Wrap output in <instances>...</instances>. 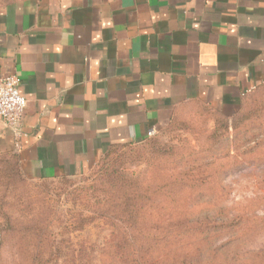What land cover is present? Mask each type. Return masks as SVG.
Instances as JSON below:
<instances>
[{
    "label": "crops",
    "instance_id": "1",
    "mask_svg": "<svg viewBox=\"0 0 264 264\" xmlns=\"http://www.w3.org/2000/svg\"><path fill=\"white\" fill-rule=\"evenodd\" d=\"M28 106L29 181L81 176L115 145L157 133L182 105L230 115L264 84V0H17L0 7V81Z\"/></svg>",
    "mask_w": 264,
    "mask_h": 264
},
{
    "label": "rangeland",
    "instance_id": "2",
    "mask_svg": "<svg viewBox=\"0 0 264 264\" xmlns=\"http://www.w3.org/2000/svg\"><path fill=\"white\" fill-rule=\"evenodd\" d=\"M245 103L237 115L216 109L224 118L185 104L159 132L81 176L32 182L1 159L0 264H150V252L134 250L150 249L155 214L163 229L187 218L217 229L194 264H264V88ZM129 196L138 197L135 225L115 209V197ZM173 210L180 220L165 218Z\"/></svg>",
    "mask_w": 264,
    "mask_h": 264
},
{
    "label": "trees",
    "instance_id": "3",
    "mask_svg": "<svg viewBox=\"0 0 264 264\" xmlns=\"http://www.w3.org/2000/svg\"><path fill=\"white\" fill-rule=\"evenodd\" d=\"M13 1H17V0H8L3 5H0V7L5 6ZM262 88H264V84L258 86L253 91L249 92L243 97V99L239 104V108L236 112V115L242 111L243 107L246 104L245 103L246 100L249 99L252 95H254ZM191 104L208 107L201 103H191ZM210 108L211 107H209V109ZM211 109L214 110V108ZM215 111L217 112L218 115H221L222 118L226 117V115L223 112L217 111L216 109ZM124 146L125 145L111 146V148L105 153V155L99 161L103 160L113 151ZM3 158H5L9 166L14 167L18 171V173L21 174L20 172L21 169L19 166L17 155L12 153H2L0 154V160ZM116 179L117 178L115 177L114 174H108L106 184L111 186L112 189L117 191L120 189V184L114 183ZM115 199L121 200L120 203H122L123 205V206L120 205L115 206V209L117 210V208H120L122 210L123 217L127 219L129 223L135 225L133 220H136V218H134V214H136V209L139 207V204H137L136 202L138 200V197L129 196V197H122V199L115 197ZM181 203L182 200L180 204ZM175 211L176 210L168 212L165 215V218L169 216L168 219L176 220L175 218H177L178 220H180L182 213L181 212L175 213ZM162 219L163 217L161 215L155 214V220L159 225L161 224ZM182 220H184V218H182ZM184 222L186 223L184 224L185 226L182 225L183 223L179 225L177 223H173L171 228L168 227L165 229H163L164 227L162 228L158 224H156L155 227L156 229L154 230V235L152 238V244L150 245V249L147 250L144 246H140L138 249L134 250V258H135V254H139V256H142L143 255L142 251L144 250L150 252L151 255H153L150 264H194V260L197 256H199L198 253L200 251L197 250L196 247L201 244V242L205 239L207 234H209L210 232L212 233L213 231H217V229L208 228L209 229L208 231L202 230L199 227V223L191 218H187L186 221ZM187 224H191V225H187ZM16 227L17 228H15L14 230H20L25 232L30 231L31 229H36L34 226H27V225H16ZM133 263H135V260H133Z\"/></svg>",
    "mask_w": 264,
    "mask_h": 264
},
{
    "label": "built area",
    "instance_id": "4",
    "mask_svg": "<svg viewBox=\"0 0 264 264\" xmlns=\"http://www.w3.org/2000/svg\"><path fill=\"white\" fill-rule=\"evenodd\" d=\"M28 106L27 99L20 91V80L15 73L6 75L0 81V122L16 138L15 146L21 148L23 119ZM153 133L149 134V137Z\"/></svg>",
    "mask_w": 264,
    "mask_h": 264
}]
</instances>
